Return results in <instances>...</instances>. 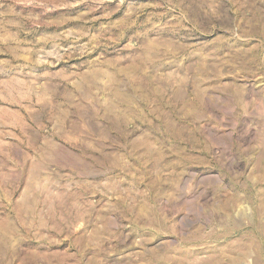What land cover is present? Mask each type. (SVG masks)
Listing matches in <instances>:
<instances>
[{"label":"rangeland","instance_id":"rangeland-1","mask_svg":"<svg viewBox=\"0 0 264 264\" xmlns=\"http://www.w3.org/2000/svg\"><path fill=\"white\" fill-rule=\"evenodd\" d=\"M263 108L264 0H0V264H264Z\"/></svg>","mask_w":264,"mask_h":264},{"label":"crops","instance_id":"crops-1","mask_svg":"<svg viewBox=\"0 0 264 264\" xmlns=\"http://www.w3.org/2000/svg\"><path fill=\"white\" fill-rule=\"evenodd\" d=\"M263 112H261L264 115V108L262 109ZM151 135L147 134V130L146 131H141L140 133H135L134 136H131V139L135 142V147H139V146H143L146 145L147 143L149 145H151V141L148 142V137H150ZM140 137H142V140H140ZM94 144H99L100 141H98V139H93Z\"/></svg>","mask_w":264,"mask_h":264},{"label":"bare ground","instance_id":"bare-ground-1","mask_svg":"<svg viewBox=\"0 0 264 264\" xmlns=\"http://www.w3.org/2000/svg\"><path fill=\"white\" fill-rule=\"evenodd\" d=\"M37 173V172H36ZM263 224V223H262ZM253 250V249H252ZM222 260V259H221ZM233 263V262H232ZM234 264V263H233Z\"/></svg>","mask_w":264,"mask_h":264}]
</instances>
